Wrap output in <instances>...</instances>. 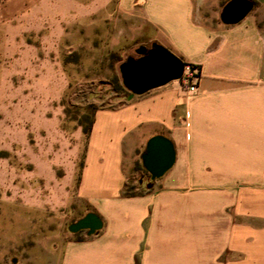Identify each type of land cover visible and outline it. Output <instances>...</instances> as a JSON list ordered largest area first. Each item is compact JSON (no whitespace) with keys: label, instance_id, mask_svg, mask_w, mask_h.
Instances as JSON below:
<instances>
[{"label":"crops","instance_id":"obj_1","mask_svg":"<svg viewBox=\"0 0 264 264\" xmlns=\"http://www.w3.org/2000/svg\"><path fill=\"white\" fill-rule=\"evenodd\" d=\"M228 1L118 0L199 82L190 96L173 81L95 112L76 197L103 225L66 242L58 264H264V0L224 25ZM154 135L172 142L173 166L122 197Z\"/></svg>","mask_w":264,"mask_h":264},{"label":"rangeland","instance_id":"obj_2","mask_svg":"<svg viewBox=\"0 0 264 264\" xmlns=\"http://www.w3.org/2000/svg\"><path fill=\"white\" fill-rule=\"evenodd\" d=\"M153 34L118 0H0V264H58L87 136L100 109L125 100L111 79ZM135 152L124 192L150 182ZM152 183V182H151Z\"/></svg>","mask_w":264,"mask_h":264},{"label":"water","instance_id":"obj_3","mask_svg":"<svg viewBox=\"0 0 264 264\" xmlns=\"http://www.w3.org/2000/svg\"><path fill=\"white\" fill-rule=\"evenodd\" d=\"M250 0H229L221 10L219 19L224 25H234L243 20L252 10ZM134 56L127 57L118 65V74L123 88L128 91L126 100L150 90L178 81L184 70L183 61L162 45L153 42L148 48L139 46ZM175 150L165 136L150 137L140 154L141 167L149 175V189L153 181L161 178L174 164ZM102 220L94 212L85 213L68 225L70 233L85 231L87 236L97 235L102 229Z\"/></svg>","mask_w":264,"mask_h":264},{"label":"built area","instance_id":"obj_4","mask_svg":"<svg viewBox=\"0 0 264 264\" xmlns=\"http://www.w3.org/2000/svg\"><path fill=\"white\" fill-rule=\"evenodd\" d=\"M178 82L184 94L190 96L194 94L197 89L199 74L195 69H192L189 66H184L183 74Z\"/></svg>","mask_w":264,"mask_h":264},{"label":"trees","instance_id":"obj_5","mask_svg":"<svg viewBox=\"0 0 264 264\" xmlns=\"http://www.w3.org/2000/svg\"><path fill=\"white\" fill-rule=\"evenodd\" d=\"M184 66H189V67H191L192 69H195V67H194L193 65H190V64H186V63H184ZM111 84H112V88H113L114 91H118V92H122V93H124V95H125V99L127 98V96H128L129 93H128V91H126V90L123 88V86H122V84H121V81H120V78H119V74H115V75L112 77V79H111ZM91 124H92V121L90 122L89 127L87 128V130L84 132V133L86 134L87 137H88L89 132H90ZM124 189H125V186H124ZM124 189L122 190V193H121L122 197H132V196H135V195H136V194H128V193H126V192H124ZM82 216H83V215H82ZM82 216H81V217H82ZM73 222H75V221H73Z\"/></svg>","mask_w":264,"mask_h":264}]
</instances>
